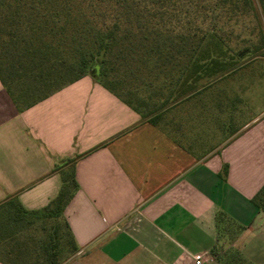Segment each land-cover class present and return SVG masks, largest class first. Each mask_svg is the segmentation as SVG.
<instances>
[{"label": "crops", "instance_id": "crops-1", "mask_svg": "<svg viewBox=\"0 0 264 264\" xmlns=\"http://www.w3.org/2000/svg\"><path fill=\"white\" fill-rule=\"evenodd\" d=\"M226 89L217 82L171 98L152 124L90 75L22 110L0 81V219L16 202L28 212L49 204L71 163L55 164L73 160L77 185L60 218L77 250L64 264H192L196 254L218 264L214 249L228 230L257 262L264 211L251 198L264 184V111L248 117L242 95L228 102ZM36 219L0 226V264L17 250L3 236L21 242ZM35 240L17 258L39 264Z\"/></svg>", "mask_w": 264, "mask_h": 264}, {"label": "trees", "instance_id": "trees-1", "mask_svg": "<svg viewBox=\"0 0 264 264\" xmlns=\"http://www.w3.org/2000/svg\"><path fill=\"white\" fill-rule=\"evenodd\" d=\"M245 16L264 19V0H0V81L22 110L90 75L157 124L159 109L171 98L190 97L235 69L237 29ZM255 30L257 43L250 39ZM249 35L244 40L247 51L264 47L260 23ZM133 64L136 68L130 70ZM134 71L150 75V96L139 98L138 89L128 85ZM164 89L166 97L151 104L150 98ZM72 161L55 164L53 170L71 163L49 204L28 212L16 202L15 211L0 219L2 226L28 214L54 218L38 240L39 264H58L60 234L67 238L71 255L77 250L67 222L60 218L77 185ZM226 170L224 165L223 178ZM251 201L264 211V184ZM221 218L218 213L217 224ZM7 235L2 239L16 241L17 250H7L3 260L27 264L17 257L28 254L32 233H25L21 242L19 233Z\"/></svg>", "mask_w": 264, "mask_h": 264}, {"label": "rangeland", "instance_id": "rangeland-1", "mask_svg": "<svg viewBox=\"0 0 264 264\" xmlns=\"http://www.w3.org/2000/svg\"><path fill=\"white\" fill-rule=\"evenodd\" d=\"M260 23L262 31L264 32V19L262 16L259 18V22L257 20H250L248 16H245L241 21L239 28L237 31L239 32L238 38L236 41L235 49L239 51L238 56L234 57L236 61V66L233 71H230L228 74L223 75L217 82H225L230 89H226L225 96H227L228 102L234 101L233 93L242 95V109L245 107L247 111V116L251 117L259 112L264 111V55L262 52L264 51V47L259 49L258 51L249 52L246 49V43L244 40L249 38V30L250 28H254V25ZM251 41L258 42L259 33L258 30L254 31V34L250 36ZM250 41V42H251ZM237 51H234L235 53ZM233 52V51H232ZM231 53V52H230ZM228 53V54H230ZM150 67V65L148 64ZM136 65H132L130 70H134ZM150 79V75L148 77L142 73L141 75L137 74L136 71L134 73L129 74L128 76V85L132 88H137V97L146 98L150 96L151 89L150 86L146 82ZM167 89H164V93L160 95L153 96L149 101L151 104L153 101L160 102L167 95ZM135 98V97H134ZM136 102V101H135ZM152 107L149 105L148 108ZM244 110V109H243ZM60 219L56 221L59 222ZM54 218L52 217H39L34 220V224L29 226L28 230L25 229L24 233H33L34 238L38 239L40 237H44L46 231L50 229V225L54 222ZM29 225V224H28ZM31 228L33 229L31 232ZM45 230V231H44ZM63 229L60 228L59 232H62ZM226 238L229 239L227 243H221L217 248L214 249V253L216 254V258L219 261L218 264H264V256H260L262 253L257 256L256 252L258 250H253L255 260L257 262H253L249 258L242 255L238 249H236L233 245H231V239L233 238V231H227L225 234ZM34 239V240H35ZM67 238L60 234L59 248H58V264H64L70 257L69 245L66 242ZM260 252V251H259Z\"/></svg>", "mask_w": 264, "mask_h": 264}, {"label": "built area", "instance_id": "built-area-1", "mask_svg": "<svg viewBox=\"0 0 264 264\" xmlns=\"http://www.w3.org/2000/svg\"><path fill=\"white\" fill-rule=\"evenodd\" d=\"M202 261H203V257L201 254H196L194 256V261L192 264H202Z\"/></svg>", "mask_w": 264, "mask_h": 264}]
</instances>
